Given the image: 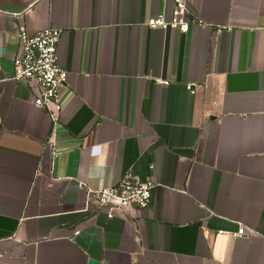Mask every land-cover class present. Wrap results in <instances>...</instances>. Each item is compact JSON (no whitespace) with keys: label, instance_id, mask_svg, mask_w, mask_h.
Here are the masks:
<instances>
[{"label":"crops","instance_id":"1","mask_svg":"<svg viewBox=\"0 0 264 264\" xmlns=\"http://www.w3.org/2000/svg\"><path fill=\"white\" fill-rule=\"evenodd\" d=\"M184 1L186 34L147 24L175 0H0V264H264V0ZM21 26L62 32L57 122ZM127 174L151 206L94 211Z\"/></svg>","mask_w":264,"mask_h":264},{"label":"built area","instance_id":"2","mask_svg":"<svg viewBox=\"0 0 264 264\" xmlns=\"http://www.w3.org/2000/svg\"><path fill=\"white\" fill-rule=\"evenodd\" d=\"M199 23H202L199 21ZM150 28L179 29L188 33L191 21L184 0H175L171 17L162 13L149 19ZM20 51L14 59L15 80H26L35 83L39 92L33 102L36 106L46 108L54 122H57L64 109L62 89L67 86L69 73L59 63L58 45L62 32L55 28H44L35 33H29L21 26L18 29ZM199 86L191 83L188 89L193 93ZM155 183L143 181L127 174L111 187L99 190H89L88 203L94 211H103L108 218L125 216L130 211H144L151 206L152 191ZM245 234L241 227L234 235Z\"/></svg>","mask_w":264,"mask_h":264},{"label":"water","instance_id":"3","mask_svg":"<svg viewBox=\"0 0 264 264\" xmlns=\"http://www.w3.org/2000/svg\"><path fill=\"white\" fill-rule=\"evenodd\" d=\"M90 264H97V262H95V261H90Z\"/></svg>","mask_w":264,"mask_h":264}]
</instances>
